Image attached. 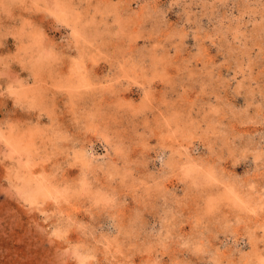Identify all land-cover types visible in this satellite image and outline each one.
Here are the masks:
<instances>
[{
    "label": "rangeland",
    "instance_id": "374dc122",
    "mask_svg": "<svg viewBox=\"0 0 264 264\" xmlns=\"http://www.w3.org/2000/svg\"><path fill=\"white\" fill-rule=\"evenodd\" d=\"M0 264H264V0H0Z\"/></svg>",
    "mask_w": 264,
    "mask_h": 264
}]
</instances>
